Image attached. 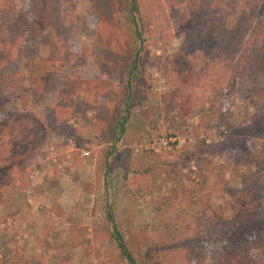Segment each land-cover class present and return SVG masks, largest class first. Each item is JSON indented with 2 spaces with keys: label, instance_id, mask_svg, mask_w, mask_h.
<instances>
[{
  "label": "rangeland",
  "instance_id": "rangeland-1",
  "mask_svg": "<svg viewBox=\"0 0 264 264\" xmlns=\"http://www.w3.org/2000/svg\"><path fill=\"white\" fill-rule=\"evenodd\" d=\"M40 2L34 0V4ZM31 3L32 0H0V33H6L5 29L19 13L29 11ZM94 3L95 0H67L60 5L61 33L66 27L72 33L73 43L68 50L56 42L51 28L42 29L35 16L29 17L39 34L25 36L19 98L13 100L15 103L8 108L24 116L31 111L36 123L40 124L42 119H52L54 108L61 105L67 112L61 118V122L65 119L66 126L61 134L48 132L47 145L40 149L42 154L35 155L31 162H25L24 168L16 171L13 179L0 170V251L4 252L5 258L14 253L13 243L16 241L20 252L26 249V264H125L113 241H94L97 229L113 226L106 219L112 213L118 227L128 233L127 238L135 250L147 242L144 237L151 232L155 237H169L171 234L165 224L159 228L155 221L152 203L154 199H159V193L150 196L141 190L146 185L144 188L149 187L152 191L151 179L138 181L129 177L126 185L129 191H125L124 168L115 166L117 151H113L105 163L103 150L107 145L99 147L90 140L96 135L93 113L83 104L80 96L73 98L72 105L66 104V100L72 101L69 85L80 78L106 81L121 87V95L113 107H116L118 121L127 117V122L124 136L116 147L129 152L133 164L145 166V154L149 152L159 154L164 150L168 159H181L180 151L196 155L200 146L214 145L216 149L213 152L198 160L203 167L202 174L210 177L215 184L224 176L221 188L229 191L241 188L235 176L236 163L244 165L239 168L240 173L257 170L253 161L264 163V138L253 137L259 125L255 126L251 119L258 117V111L260 108L264 110V104L250 105V97L244 96L238 86L232 91H225L217 102V119H224L219 129L217 125L212 126L215 116L206 115L202 125L200 118L193 115L177 125L174 117L166 115L163 95L174 89L163 75H171L173 70L168 66L172 59L188 52L185 56L187 68L208 62L204 54L193 57L188 50H182L184 38L180 26L177 27L180 18H166L162 11L157 10L166 34L156 45L144 47L137 38L129 37L132 28L129 0H119L118 17L122 31L118 37L124 47L123 54H120L96 43L95 19L92 16ZM133 17L141 31L142 24L137 14L133 13ZM133 65L137 70L129 74L128 66ZM35 77L41 78L44 92H40L33 83ZM145 84L148 86L144 87L143 94ZM127 87L130 95H127ZM209 91L197 89L193 97L209 101L212 97ZM19 99L27 102L29 107L20 103ZM230 136L231 144L225 143ZM241 143L244 147L240 148L243 149H236V154L231 153L228 146H239ZM24 151L22 149L21 153ZM188 158L180 161L177 170V178L184 175L186 186H183L186 189L198 183L197 160ZM118 159H121L120 155ZM102 174L105 176L102 177ZM188 179L195 182L190 185L186 181ZM180 184L182 178L177 186ZM6 188L11 190L10 193H5ZM166 192L164 188L160 194ZM211 196L208 198L211 206L226 207L220 192ZM198 207H195L196 211L200 209ZM128 208L136 212L134 223L130 221ZM180 215L172 211L167 218L172 221L181 218ZM85 230L91 236L83 237L81 231ZM208 241L203 247L207 253L215 255L217 246H209ZM261 256L264 254L261 253Z\"/></svg>",
  "mask_w": 264,
  "mask_h": 264
},
{
  "label": "trees",
  "instance_id": "trees-1",
  "mask_svg": "<svg viewBox=\"0 0 264 264\" xmlns=\"http://www.w3.org/2000/svg\"><path fill=\"white\" fill-rule=\"evenodd\" d=\"M62 3L61 0H41L34 4L32 0L29 11L19 13L5 29L6 33H0V170H4L10 179H13L16 171L24 168L25 162H31L35 155L42 154L40 149L47 145L48 132L61 134L62 128L66 126L65 119L61 122V118L67 112H64L61 105L54 108L50 117L52 119H42L40 124L36 123L31 111L24 116L8 108L15 103L13 100L19 98L25 36L39 34L29 17L35 16L42 29L51 28L56 42L66 46L67 50L73 43L68 27L65 28L66 32L61 33L62 22L58 12ZM157 10L162 11L166 18H180L177 27L180 26L184 38L182 50H188L193 57L204 54L208 58L207 63L187 68L185 56L188 52L186 55L178 54L168 66L173 70L171 75H163L174 89L163 95V105L166 115L174 117L175 124L186 122V118L195 115L203 125L207 115L215 116L212 126L217 125L219 129L224 119H217V102L225 91H232L237 86L244 96L250 97V105L264 104V0H129L130 18L132 15L130 39L137 38L139 43L148 48L149 44L156 45L157 41L163 40L164 25ZM93 12L96 43L123 54V41L118 37L122 31L118 17L119 0H95ZM133 13L137 14L142 24L141 31L138 30V21ZM136 70L135 65L128 66L129 74ZM33 83L40 92H44L41 78L35 77ZM69 86L72 101L65 102L72 105L73 98L80 96L83 104L93 113L96 135L90 140L99 147L107 145L103 150L105 163L113 151H117L115 166L125 171L123 189L129 191L126 186L129 177L138 181L150 178L152 191L149 187L144 188L146 185L141 190L150 196L159 193V199H154L152 203L155 221L159 228L165 224L171 233L169 237H155L151 232L144 237L147 242L135 250L127 238L128 233L118 227L112 213L106 219L109 224H113V229L109 225L97 229L94 236L96 243L99 239L113 241L125 264H264V256H261V253L264 254V163L261 160L252 163L257 170L245 173L239 170L244 165L236 163L234 171L241 188L229 191L221 188L224 176L217 179L215 184L210 177L208 181L202 174L203 167L198 160L206 153L213 152L216 149L214 145L200 146L196 155L186 150L180 151L178 154L182 156L181 159H168L165 157L168 153L164 150L159 154L149 152L145 154L146 165L138 166L131 162L129 152L120 151L116 147L124 136L127 122V117L118 121L116 107H113L117 105L121 87L106 81L83 78ZM147 86H143V94ZM128 89L127 95H130ZM197 89L210 90V100L195 99L193 92ZM19 100L29 107L27 102ZM251 119L255 126L259 125L253 137L264 138V110L260 108L258 117ZM231 141L230 136L224 142L231 144ZM241 146L244 147L243 143L239 146L229 145L228 148L236 154L243 149ZM22 149L25 150L23 153ZM118 155L121 159H118ZM188 156V159L197 160L198 175V183L194 186L191 184L195 181L186 180L191 185L190 189L183 186L184 175L177 178L180 161ZM180 178L182 185L177 186ZM164 188L167 192L160 194ZM10 191L5 189V193ZM218 192L221 193V200L226 202V207L209 204L208 198ZM195 207L200 209L196 211ZM172 211L181 213V218L170 221L167 215ZM127 213L131 223H134V209L128 208ZM186 214L189 216L184 217ZM81 233L83 237L91 236L86 230ZM207 239L209 246H217L215 255L204 249ZM13 244L14 253L10 257L5 258L4 252L0 251V264H26V249L20 252L16 241Z\"/></svg>",
  "mask_w": 264,
  "mask_h": 264
}]
</instances>
